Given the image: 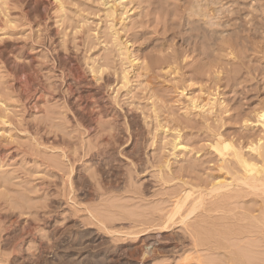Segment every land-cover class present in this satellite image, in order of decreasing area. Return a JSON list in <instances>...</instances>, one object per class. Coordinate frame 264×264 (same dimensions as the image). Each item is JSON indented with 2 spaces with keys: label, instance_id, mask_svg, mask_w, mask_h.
<instances>
[{
  "label": "rangeland",
  "instance_id": "374dc122",
  "mask_svg": "<svg viewBox=\"0 0 264 264\" xmlns=\"http://www.w3.org/2000/svg\"><path fill=\"white\" fill-rule=\"evenodd\" d=\"M263 112L264 0H0V264H254L246 198L160 228Z\"/></svg>",
  "mask_w": 264,
  "mask_h": 264
},
{
  "label": "bare ground",
  "instance_id": "6f19581e",
  "mask_svg": "<svg viewBox=\"0 0 264 264\" xmlns=\"http://www.w3.org/2000/svg\"><path fill=\"white\" fill-rule=\"evenodd\" d=\"M160 2L161 0H157V6L160 5ZM61 5L62 4H60V6ZM195 7L198 14L202 15L203 17L215 16V9L211 7L209 3H207L206 5L198 4L197 6L195 5ZM163 58L165 60L177 59V55L174 52H170L169 54H166ZM161 60L162 59H157V64ZM169 65L171 64L169 63ZM171 68L174 71L176 70V68L174 67ZM192 104L195 107L204 109V105L202 106L201 104H197L196 101H193ZM213 104L214 103L212 102L211 108H213ZM259 117L260 119H264V112L261 113ZM261 123L264 132V121H262ZM225 136L226 135H223V133L220 131L215 132L213 134L214 139L211 142V146L214 149V151L217 153V156L220 157L222 161L220 162L222 164H220L219 169L221 171L224 170L226 176L222 177L223 174L213 175L210 178L211 181L203 180V182L200 183L199 185H201L200 187H202V184H205L206 187L204 186L205 188L204 187L200 188L198 191L195 190L194 186L192 185L188 187L184 186V188H181V190L178 191V193L175 196L176 201L174 203V207L172 208L170 213L167 212L168 215L161 224L160 231H165V229L171 227L170 224L173 220V217L180 212L182 207L186 204V202L188 203V201L190 202V207H191L190 209L186 208L189 210L187 211L189 213L188 214L189 216L194 211L195 212L196 210L198 211L199 208H201V212L203 213L205 212L212 213L213 211L218 209L224 211L226 206H228V204L230 203L232 204L234 200L238 201V199L240 200L246 198L247 200L245 201L244 199V201L249 205L248 206L246 205L245 208L243 206L244 209H242L243 213L241 214L243 217H239L241 215H238V217H239V221L244 222L246 220L247 223L243 224L242 222H240V224H238L237 226H239V228L241 227V229L238 228L235 229L238 231L241 230L240 233H242V231L247 232V230L253 233V236H255V240L253 237L252 238L255 242L254 243L252 242L253 245L250 244V246L254 248L257 254V255L254 254L255 255L254 256L255 260L253 259L254 264H264V141L261 143L262 137L258 136L259 137L258 142L256 143L254 141L250 142V145L248 146L249 152L246 153L242 147L239 146L234 147L233 143H231V141H229ZM178 144H179L178 142H175L174 146L177 147ZM228 150H230L231 153L230 152L228 153ZM145 170H147V167L145 168ZM205 201L210 202L207 204L209 207H206L207 205L204 206ZM220 207L222 208L224 207L223 208L224 210ZM207 217H208V213H207ZM184 219L185 218H183V220ZM191 226L193 227V225ZM156 227H158L157 224L146 225L145 228H143L144 232L142 234H145L146 232H149L152 229L154 230ZM242 228L244 229L242 230ZM199 229L198 230L196 229L195 231L200 232L201 230L199 231ZM195 231L193 233H195ZM194 235L196 234H193V236ZM197 235H199V233Z\"/></svg>",
  "mask_w": 264,
  "mask_h": 264
}]
</instances>
